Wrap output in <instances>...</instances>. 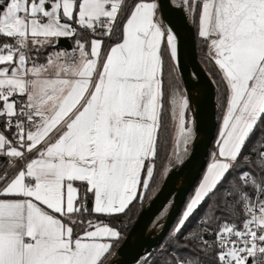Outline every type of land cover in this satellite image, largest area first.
Masks as SVG:
<instances>
[{
    "label": "snow or ice",
    "instance_id": "obj_1",
    "mask_svg": "<svg viewBox=\"0 0 264 264\" xmlns=\"http://www.w3.org/2000/svg\"><path fill=\"white\" fill-rule=\"evenodd\" d=\"M183 3L230 95L217 152L162 264H264V0ZM157 9L0 0L10 41L0 42V159L11 169L0 171V264H104L120 232L79 217L89 195L94 214L111 216L150 189L166 99L177 151H187L189 101L179 89L169 98L164 82V54L178 66L176 37ZM61 39L75 45L61 49ZM144 264L158 262L149 254Z\"/></svg>",
    "mask_w": 264,
    "mask_h": 264
},
{
    "label": "water",
    "instance_id": "obj_2",
    "mask_svg": "<svg viewBox=\"0 0 264 264\" xmlns=\"http://www.w3.org/2000/svg\"><path fill=\"white\" fill-rule=\"evenodd\" d=\"M182 1V0H181ZM161 20L176 37L178 50V70L185 85L188 100L194 117V141L189 156L171 169L156 196L142 210L130 229L124 242L105 264H137L170 235L183 210L187 198L200 181L206 167L219 124V108L216 102V87L201 64L196 46V35L191 22V33L183 26L178 16H182L187 6L176 0H157ZM189 16V15H188ZM190 19V18H189ZM61 49L73 47L71 40L61 39ZM197 90H195V86ZM174 200V206L166 220L156 228L149 224L155 210ZM89 211L92 200H88Z\"/></svg>",
    "mask_w": 264,
    "mask_h": 264
},
{
    "label": "trees",
    "instance_id": "obj_3",
    "mask_svg": "<svg viewBox=\"0 0 264 264\" xmlns=\"http://www.w3.org/2000/svg\"><path fill=\"white\" fill-rule=\"evenodd\" d=\"M134 0H127V3L129 7L132 5ZM157 2V0H155ZM192 22L195 30V35H196V46H197V51H198V56L201 64L203 65L204 69L212 79L215 87H216V102L219 107V113L217 117V121L219 124L218 132L216 139L219 134L220 130V122L222 120V117L225 114L226 111V102L229 97V89L227 88L226 81L222 78L221 72L218 70V66L214 64V61L211 59V57L208 54V43L206 40L201 38L198 35V28L197 24L194 22L193 15H192ZM79 39H89V34L85 33L82 37H77ZM120 38V31L118 29L117 35L115 37V40L113 42L118 41ZM72 42V45H75V40L70 39ZM0 42H10L7 40V38H0ZM172 75L174 78H176L177 81H180L181 84L184 85V82L182 80V77L179 73V70L177 66H174V62H172L169 59V56L167 53L164 54V82H165V88H166V78L167 75ZM169 93V92H167ZM162 122L165 125V131L163 133V136L159 142L158 146V157L156 159V170L154 172V177L152 181L150 182V189L146 192V195L144 199L140 200L141 193H139L138 200L134 201L132 205L126 210L125 213L122 214H116V215H99V214H94L91 210L82 218L84 220L91 219L94 222H102L106 223L114 228H116L120 234L121 238L118 241H115L113 245V250L111 252V255L115 253L118 248L121 246V244L124 242L126 236L128 235L130 229L132 228L133 224L137 220L138 216L144 209V206L146 203L150 202L156 194L159 192L160 188L162 187L166 176L168 174V170L170 166L173 164L174 161V154H175V148H174V141L172 139L171 135V125H170V119L168 118V114L164 112ZM215 139V141H216ZM215 143V142H214ZM213 143V145H214ZM213 145L210 150V155L208 158V163L212 159L211 155L213 153ZM241 167H243V162H241ZM195 189V188H194ZM193 189V191H194ZM193 191L190 193V195L187 198V201L189 200V197L193 193ZM91 198V195L88 196V200ZM176 225V223H175ZM175 225L173 226L172 230L174 229ZM81 231L80 228L75 229V233L79 234ZM175 243V240L173 238V234L170 233V235L165 239L163 244L159 247H157L155 250H153L151 253L152 259L157 261L158 264H162L163 262V255H162V250L169 246L170 244ZM181 243H184V241H181ZM148 254V255H149ZM110 255V256H111ZM147 255V256H148ZM109 256V257H110ZM145 256L144 259L147 257ZM108 257V258H109ZM107 258V259H108ZM106 259V260H107ZM144 259L142 261H139L137 264H144ZM104 261V263L106 262Z\"/></svg>",
    "mask_w": 264,
    "mask_h": 264
},
{
    "label": "rangeland",
    "instance_id": "obj_4",
    "mask_svg": "<svg viewBox=\"0 0 264 264\" xmlns=\"http://www.w3.org/2000/svg\"><path fill=\"white\" fill-rule=\"evenodd\" d=\"M187 13H188V15H189V18H190V20H191V22H192V13L189 11V9H188V7H187ZM193 23V22H192ZM176 89H179V90H181L185 95H186V97H187V93H186V89H185V85H183V84H181V82L180 81H177L176 80V78H174L172 75H167V78H166V90H167V92H169L168 93V97L170 98V94L174 91V90H176ZM187 99H188V97H187ZM189 101V100H188ZM219 108V107H218ZM165 113H166V115L168 114V118L170 119V125H171V135H172V139H173V141H174V148H175V154H174V161H173V164L170 166V168H169V170H168V172L171 170V169H173L174 167H176L177 166V153H178V151H177V146H176V132H177V129H176V127H175V125H174V123L172 122V120H171V116H170V105L168 104V102H167V99H166V104H165V111H164ZM187 118L191 121V123L189 124V126L190 127H192V129H193V134H194V137H195V132H194V117H193V111H192V107H191V104H190V102H189V109H188V111H187ZM221 129V128H220ZM220 131V130H219ZM218 139H216V141H217ZM216 141H215V143H214V145H213V153H212V157L214 156V153H215V151H216V148H217V145H216ZM191 145L192 144H188V146H187V150L188 151H190V148H191ZM211 157V158H212ZM212 162V159L209 161V163H208V165H207V167L209 166V164ZM206 167V168H207ZM206 171V170H205ZM205 171H204V173H205ZM203 173V174H204ZM203 176V175H202ZM200 181H201V179H200ZM199 181V182H200ZM199 182H198V184H199ZM197 184V185H198ZM197 185H196V187H197ZM195 187V188H196ZM147 192V191H146ZM146 192H144V193H141V197H140V200H142V199H144L145 198V196H147L146 195ZM193 194V193H192ZM191 194V195H192ZM191 197V196H190ZM190 197H189V199H190ZM149 203V202H148ZM148 203H146V205L148 204ZM146 205L144 206V208L146 207ZM171 233L173 234V230L171 231ZM144 258H142L140 261H142Z\"/></svg>",
    "mask_w": 264,
    "mask_h": 264
},
{
    "label": "bare ground",
    "instance_id": "obj_5",
    "mask_svg": "<svg viewBox=\"0 0 264 264\" xmlns=\"http://www.w3.org/2000/svg\"><path fill=\"white\" fill-rule=\"evenodd\" d=\"M177 2H179V4L183 3V0H176ZM179 22L185 26L189 32V34L192 37V33H191V22L187 13V8H185V12L182 16H178L177 17ZM195 86V90H197L196 85ZM194 141V134L192 133V138H191V142L189 144H192ZM190 151H186V152H178L177 153V165H180L188 156H189ZM174 206V200H172L171 202L161 205L159 206L156 210L155 213L153 215L152 220L150 221L149 227L150 228H156L158 226H160L168 217L171 208Z\"/></svg>",
    "mask_w": 264,
    "mask_h": 264
},
{
    "label": "built area",
    "instance_id": "obj_6",
    "mask_svg": "<svg viewBox=\"0 0 264 264\" xmlns=\"http://www.w3.org/2000/svg\"><path fill=\"white\" fill-rule=\"evenodd\" d=\"M117 32H118V29L116 30V33L110 39H108V38L105 39V46L113 43V41L115 40V37L117 35ZM4 170L11 171L7 159H0V171H4ZM243 218H244L243 214H241V213L236 214V222L237 223H240L243 220Z\"/></svg>",
    "mask_w": 264,
    "mask_h": 264
},
{
    "label": "crops",
    "instance_id": "obj_7",
    "mask_svg": "<svg viewBox=\"0 0 264 264\" xmlns=\"http://www.w3.org/2000/svg\"><path fill=\"white\" fill-rule=\"evenodd\" d=\"M157 3V2H156ZM158 5V4H157ZM157 15L160 17V19H161V16H160V13H159V9H157ZM70 40V39H69ZM207 43H208V45H209V42L207 41ZM74 46V45H73ZM208 54H209V46H208ZM210 56V55H209ZM229 95H230V93H229ZM221 124H222V120H221V122H220V128H221ZM217 139H218V137H217ZM217 152V148H216V151H215V153ZM214 153V154H215ZM214 157V156H213ZM213 157H212V159H213ZM138 196H139V193H138ZM91 200H92V207H93V198H92V196H91V198H90ZM112 227V226H111ZM114 228V227H113ZM114 229H116V228H114ZM114 243H115V241H113V245H114ZM112 250H113V247H112V249H111V252H112ZM110 255H111V253H110ZM110 255H108L107 256V258L110 256ZM114 255V253L106 260V262L112 257ZM105 262V263H106ZM104 263V264H105Z\"/></svg>",
    "mask_w": 264,
    "mask_h": 264
}]
</instances>
